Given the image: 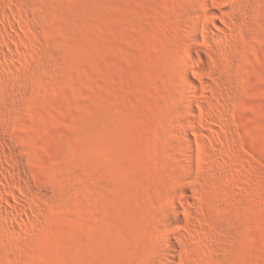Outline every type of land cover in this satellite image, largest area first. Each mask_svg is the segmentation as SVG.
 <instances>
[{
  "label": "rangeland",
  "instance_id": "1",
  "mask_svg": "<svg viewBox=\"0 0 264 264\" xmlns=\"http://www.w3.org/2000/svg\"><path fill=\"white\" fill-rule=\"evenodd\" d=\"M0 264H264V0H0Z\"/></svg>",
  "mask_w": 264,
  "mask_h": 264
},
{
  "label": "bare ground",
  "instance_id": "2",
  "mask_svg": "<svg viewBox=\"0 0 264 264\" xmlns=\"http://www.w3.org/2000/svg\"><path fill=\"white\" fill-rule=\"evenodd\" d=\"M188 82H190L192 84V80H189ZM88 180H89L90 183H95L94 178L91 177V176L88 177Z\"/></svg>",
  "mask_w": 264,
  "mask_h": 264
}]
</instances>
